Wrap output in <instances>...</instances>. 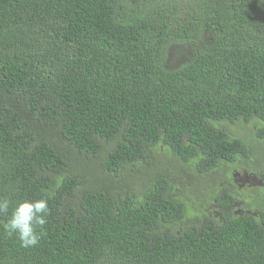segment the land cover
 <instances>
[{
    "label": "trees",
    "instance_id": "1",
    "mask_svg": "<svg viewBox=\"0 0 264 264\" xmlns=\"http://www.w3.org/2000/svg\"><path fill=\"white\" fill-rule=\"evenodd\" d=\"M226 123L264 143V0H0V196L51 209L0 264H264Z\"/></svg>",
    "mask_w": 264,
    "mask_h": 264
},
{
    "label": "clouds",
    "instance_id": "2",
    "mask_svg": "<svg viewBox=\"0 0 264 264\" xmlns=\"http://www.w3.org/2000/svg\"><path fill=\"white\" fill-rule=\"evenodd\" d=\"M233 174V173H232ZM51 213L46 197L13 201L0 196V215L7 216L4 228L7 235L18 239L21 247H36L46 235L45 226Z\"/></svg>",
    "mask_w": 264,
    "mask_h": 264
},
{
    "label": "rangeland",
    "instance_id": "3",
    "mask_svg": "<svg viewBox=\"0 0 264 264\" xmlns=\"http://www.w3.org/2000/svg\"><path fill=\"white\" fill-rule=\"evenodd\" d=\"M139 1H143L145 3H147V1L153 2V0H139ZM225 125L227 127V130L231 134L242 138V140L247 144L250 150V155L248 157L239 156L235 159V161L230 162V164H228V166L231 167L233 174H236V171L239 172L238 176L235 175V180L233 178V180L236 182L233 181L232 189L237 190L238 192L244 191L245 200H249L251 202L262 201L260 197H264V192L263 190H260L257 187V186H261L260 183L252 185L251 187H245L246 189L242 186V184L245 176L244 171H246L248 174H255V175L264 173V143H259L256 141V137H254L255 128L253 126L243 123H238V124L226 123ZM179 169L183 170L184 172L189 171V168L186 166L182 168L179 167ZM254 177L255 176H252L251 178L253 179ZM250 188L259 190L258 194L260 196H257L258 195L257 193L250 192L251 190ZM207 189L210 191L212 190V188L211 189L207 188ZM249 195L250 198L248 199Z\"/></svg>",
    "mask_w": 264,
    "mask_h": 264
},
{
    "label": "flooded vegetation",
    "instance_id": "4",
    "mask_svg": "<svg viewBox=\"0 0 264 264\" xmlns=\"http://www.w3.org/2000/svg\"><path fill=\"white\" fill-rule=\"evenodd\" d=\"M237 172L238 171H236V174H232V177L234 178V180H235V175H237V176L239 175V172L238 173ZM244 173H245V176H244V180H243V184H242L243 187H251L252 185L260 183L261 186H257V187H258V189L263 190V192H264V173L257 174V175L248 174L246 171H244ZM252 176H255V177L252 179L251 178ZM234 182H236V181H234ZM248 182H250V183H248Z\"/></svg>",
    "mask_w": 264,
    "mask_h": 264
}]
</instances>
